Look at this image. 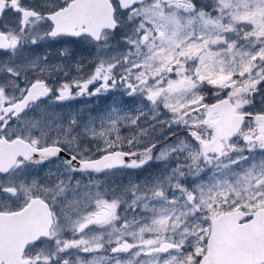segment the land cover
Masks as SVG:
<instances>
[{
	"label": "snow or ice",
	"instance_id": "1",
	"mask_svg": "<svg viewBox=\"0 0 264 264\" xmlns=\"http://www.w3.org/2000/svg\"><path fill=\"white\" fill-rule=\"evenodd\" d=\"M0 264H264V0H0Z\"/></svg>",
	"mask_w": 264,
	"mask_h": 264
},
{
	"label": "rangeland",
	"instance_id": "2",
	"mask_svg": "<svg viewBox=\"0 0 264 264\" xmlns=\"http://www.w3.org/2000/svg\"><path fill=\"white\" fill-rule=\"evenodd\" d=\"M73 103V106L74 107H77V108H79V107H83V103L84 102H82V101H74V102H72ZM105 101L103 100V99H101L99 102H98V104H97V106L98 107H104L105 106Z\"/></svg>",
	"mask_w": 264,
	"mask_h": 264
}]
</instances>
